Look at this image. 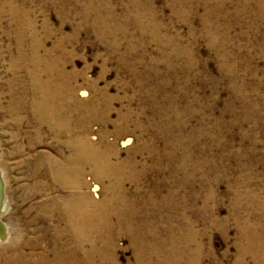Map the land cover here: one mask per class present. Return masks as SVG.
<instances>
[{"label": "rangeland", "instance_id": "1", "mask_svg": "<svg viewBox=\"0 0 264 264\" xmlns=\"http://www.w3.org/2000/svg\"><path fill=\"white\" fill-rule=\"evenodd\" d=\"M16 3L32 23L27 41L39 46L42 65L53 60L71 78L76 130L97 147L113 144L111 159L129 175L124 190L138 228H156L163 236L194 232L193 252L181 264H236L247 245L242 264H256L252 253L260 240L264 250L262 5L257 0ZM10 22L0 17L2 83L12 76L10 49L17 46ZM79 102L94 108L93 115L83 111V129L76 123ZM37 129L34 122L26 124L18 138L12 137L15 128L0 129L2 199L8 205L1 219L10 235L21 234V224L38 214L39 205L66 192L41 187L39 195L24 200L35 184V158L59 156L57 148L64 146L47 125ZM136 172L139 180L131 176ZM91 173L83 191L104 199L110 180ZM41 225L37 220L27 236L39 235ZM46 238L41 251L51 246ZM115 255L120 264H140L131 236L116 238Z\"/></svg>", "mask_w": 264, "mask_h": 264}, {"label": "bare ground", "instance_id": "2", "mask_svg": "<svg viewBox=\"0 0 264 264\" xmlns=\"http://www.w3.org/2000/svg\"><path fill=\"white\" fill-rule=\"evenodd\" d=\"M257 1L264 8V0ZM17 3L16 0H0V17L11 20L9 24L14 27L10 29L17 41V46L10 49L12 62L9 71L12 76L4 84L0 81V117H3L0 129L4 126L15 128L12 137L18 138L22 136V128L26 124L34 122L37 133L47 125L58 145L62 143L64 148H57L59 156L35 158L31 168L35 184L29 188L24 200L39 195L41 187L66 192L54 196L48 204L39 205L38 214L21 224V234L15 232L10 235L9 228L1 219L8 205L2 199L5 184L3 172L0 171V264H120L115 255L116 238L123 235L132 237L138 263L181 264L193 252L190 245L195 242L194 232L186 234L171 231L163 236L156 228H138L133 219L135 210L131 205L127 207L129 204L124 190L129 175L125 174L122 165L111 159L113 144L97 147L84 133L76 130L71 78L64 67L53 60L42 65L39 46L32 38L30 42L27 41V28L32 23ZM89 105L86 102L78 103L79 119L76 123L82 129L86 126L85 113L94 114V108L89 110ZM75 130L79 132L76 135ZM89 170L102 182L110 180L109 194L104 199L94 200L89 192L83 191L88 184L86 174ZM140 175L136 172L131 176L139 180ZM46 178H51V182L42 181ZM37 220L42 221L43 225L37 228L40 234L31 238L27 232L33 230L31 226ZM53 220L57 224L52 225ZM45 238L51 241V246L41 251L39 244ZM260 241L259 248L251 244L256 264H264L263 241ZM196 246V250L200 251V244ZM247 250L248 245L242 248L236 264H242Z\"/></svg>", "mask_w": 264, "mask_h": 264}]
</instances>
